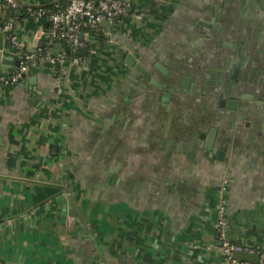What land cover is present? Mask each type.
<instances>
[{
	"label": "crops",
	"instance_id": "crops-1",
	"mask_svg": "<svg viewBox=\"0 0 264 264\" xmlns=\"http://www.w3.org/2000/svg\"><path fill=\"white\" fill-rule=\"evenodd\" d=\"M214 7L213 27L252 26L264 49V0H128L125 14L87 33L79 63H62V82L41 58L0 86V264H227L222 240L262 247L264 100L240 106L235 126L231 114L222 120L228 147L215 159L199 138L213 101L197 111L162 101L124 63L136 52L152 80L161 77L154 63L174 67L176 82L182 70L203 79L191 66L212 49ZM48 29L42 17L15 20L16 46L0 31V76L17 69L23 52L66 51L50 44Z\"/></svg>",
	"mask_w": 264,
	"mask_h": 264
},
{
	"label": "flooded vegetation",
	"instance_id": "flooded-vegetation-1",
	"mask_svg": "<svg viewBox=\"0 0 264 264\" xmlns=\"http://www.w3.org/2000/svg\"><path fill=\"white\" fill-rule=\"evenodd\" d=\"M221 15L225 20L224 13H221ZM227 26V29L222 25L213 27L211 23L207 26V34L210 40L213 41L210 44L212 49L206 52L207 56L196 59L195 62L198 63L197 66H191L194 74L197 73L198 75V72H201V68L203 69V75H206V77L203 79H194L188 74V71L185 70L186 72H184L182 70V76L187 78L186 82L183 81V86H180L181 79H179L176 82V85L178 87L180 86L179 88L175 87L176 89H172L164 86L162 89H159L161 90L160 99L162 101L169 100V102L171 101L173 104H182L181 106L183 108L188 109L190 106L194 107L197 105L195 108L196 111L200 108H204L206 104L213 101L214 107H216L217 110L215 109L214 114H209L211 120L207 126V131L211 127L216 129L212 146H218L221 137L226 136V138H228V135H226L225 132L223 134L222 130H220L221 126L224 127V125H226V120L225 122L222 120H224L225 117L230 119L228 114L233 115V120L231 122L232 126H235L238 122L236 113L240 106L243 108V105L247 104L250 100H264V49H259L256 41V39L260 36L262 37L263 34L257 30L253 31L252 26L248 25L246 27L239 23L234 24L230 22ZM167 67L170 68L169 66ZM233 67H237L235 80L230 78ZM165 68L166 67H164V69ZM162 91H168V95L166 93L163 94ZM220 100H222L221 104L219 103ZM232 100L235 101L234 105L230 102ZM226 101H229L230 103H228V105H230V107L234 106V108L226 109L224 103ZM207 131L204 134H206ZM219 131L221 134H218ZM214 141H217L216 145ZM203 142L202 146L204 144ZM225 144V149L219 155L220 159L227 151L228 140L227 143L224 142V145ZM208 152L209 156H213V158L217 159L215 154H211L210 151Z\"/></svg>",
	"mask_w": 264,
	"mask_h": 264
},
{
	"label": "built area",
	"instance_id": "built-area-1",
	"mask_svg": "<svg viewBox=\"0 0 264 264\" xmlns=\"http://www.w3.org/2000/svg\"><path fill=\"white\" fill-rule=\"evenodd\" d=\"M9 7L16 8L19 3L16 0H1ZM64 6L61 9L49 12L43 7H36L32 10L31 6H27L26 9L35 17L45 18L49 24L48 39L51 43L52 40L58 39L59 43L65 45L69 51L74 53L77 47L85 46L83 39L88 40L87 33H81L83 28H97L98 22L108 21L113 23L117 15L121 16L125 14L128 6V0H63ZM13 25L11 19L7 20L0 31L4 35V38L12 45L16 46L15 37L12 34H4L6 31H10ZM81 34V37H80ZM23 52L20 55L17 69L7 78L0 76V86L10 84L19 79L22 75L26 74L31 63H34V52ZM45 55V54H44ZM66 51H60L55 55H47L42 58H46L47 62L55 68V81L56 84L62 82L65 69L62 67V63L69 61L70 63H79L78 57L67 58ZM225 181L222 180L221 185ZM224 186L222 185V188ZM220 188V189H222ZM221 191V190H220ZM224 200L222 197L218 198L217 204V219L216 226L218 227V236L223 239L224 236ZM222 250L226 255L227 264H233L234 260L230 258L232 252L244 251L246 253H254L256 250L252 247L241 246L238 244H231L228 241L222 240ZM259 251V259L256 263L241 261L239 264H264V244Z\"/></svg>",
	"mask_w": 264,
	"mask_h": 264
},
{
	"label": "water",
	"instance_id": "water-1",
	"mask_svg": "<svg viewBox=\"0 0 264 264\" xmlns=\"http://www.w3.org/2000/svg\"><path fill=\"white\" fill-rule=\"evenodd\" d=\"M18 2V0H16ZM20 3V2H19ZM127 11H128V8H127ZM217 15L216 13V8L214 7V12H213V16L209 18V22L210 23H213L214 22V18L215 16ZM120 16L117 15L115 17V19H118ZM112 23L108 22V21H100L98 22V26L100 27H107V26H110ZM208 26V24H207ZM80 37H81V34H80ZM87 52V48L82 46V47H77L75 50H74V53L78 56H83L85 55ZM138 57V54L136 52H133V53H127L124 57V63L127 65V66H130V67H133L134 69H136L138 72H140L145 80H150L156 88L158 89H162V87L164 86H167V87H170V88H174L175 85H176V79H175V72H176V69L174 67L171 66V68H168L166 67L164 69V67L159 64V63H154L153 64V67L155 68V72L159 73L161 75V77H159V80L158 81H155V80H152L150 79V74L148 72H146L141 66L139 63L136 62V58ZM169 72V75L168 77H166V75L168 74ZM237 72V67H233L232 68V72H231V75H230V78H232L233 80H235V74ZM171 73V75H170ZM181 82H180V86H183V81L186 82V79L184 76H181ZM34 80V77L31 78L30 81H33ZM165 83V84H164ZM179 86V87H180ZM176 89V88H175ZM222 100H220V104L222 103L221 102ZM232 102L231 104L234 105V100L230 101ZM229 101H226L224 102L225 103V108L227 109H233L234 106H231L228 105V103H230ZM215 132H216V129L211 127L206 134L204 133H200L199 134V138L202 139L204 142L203 144V148H205L206 150L210 151L211 154H215V157L217 159H220V154L222 153V151L225 149L226 147V144L224 145V142L227 143V140L228 138H226V136H223L221 137L220 139V142L218 144V146H212L213 144V140H214V136H215ZM230 258L232 260H234V264H239V262L241 261H247V262H254L256 263L259 259V251H256L254 253H246L244 251H237V252H232L231 255H230Z\"/></svg>",
	"mask_w": 264,
	"mask_h": 264
},
{
	"label": "trees",
	"instance_id": "trees-1",
	"mask_svg": "<svg viewBox=\"0 0 264 264\" xmlns=\"http://www.w3.org/2000/svg\"><path fill=\"white\" fill-rule=\"evenodd\" d=\"M64 1L61 0L58 3L55 4H49L46 6H43L44 9H47L49 12H53L55 10L61 9L64 6ZM36 8H32V10H35ZM22 17H28V18H34L35 15H32L27 9L26 7L23 6H18L16 8H11L9 7V5H7L6 3H4L3 1L0 0V29L2 28V26L4 25V23L11 19L13 22L17 19H20ZM99 29L97 28H83L81 29V33L86 34L87 32L92 34V35H97L99 33ZM11 34V31H6L4 34ZM84 37V35H83ZM60 42V40L58 39H54L51 41L50 44L53 43H57ZM83 43L85 46H89L90 45V40H85L83 39ZM44 49L38 48L37 51L34 52L35 54V59H34V63L36 61H38V59H41L44 56ZM66 56L67 58H71V57H75V54L71 51H69V49L66 50Z\"/></svg>",
	"mask_w": 264,
	"mask_h": 264
}]
</instances>
